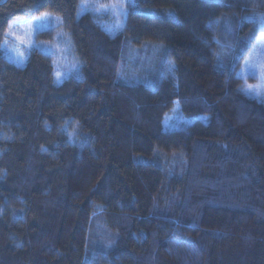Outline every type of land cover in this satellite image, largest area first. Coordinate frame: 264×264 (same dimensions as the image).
I'll return each instance as SVG.
<instances>
[{"label": "trees", "instance_id": "1", "mask_svg": "<svg viewBox=\"0 0 264 264\" xmlns=\"http://www.w3.org/2000/svg\"><path fill=\"white\" fill-rule=\"evenodd\" d=\"M133 2L109 31L81 0H0V264H264V100L237 73L264 0ZM44 12L78 65L61 82L3 48ZM176 101L191 121L167 128Z\"/></svg>", "mask_w": 264, "mask_h": 264}, {"label": "rangeland", "instance_id": "2", "mask_svg": "<svg viewBox=\"0 0 264 264\" xmlns=\"http://www.w3.org/2000/svg\"><path fill=\"white\" fill-rule=\"evenodd\" d=\"M133 4V0H81L80 13L92 11L99 16H109V19L103 22L111 31V28L115 29L123 24L128 6ZM263 15H247L242 18L245 20L263 19ZM49 30L54 31L53 40L37 38L40 32ZM12 33L15 35H11ZM3 48L7 56L21 66L26 64L30 52L34 49L53 55L58 82L77 74L78 65L73 54L71 37L60 15L44 12L34 17H19L11 23ZM237 73L245 78L246 90L252 89L251 92L255 94L258 92L259 98L264 100V35L259 39L252 54L250 53V56L243 59ZM148 86L154 87V81L149 82ZM190 121L189 117L181 114V105L176 101L173 112L167 118L165 125L167 128H177Z\"/></svg>", "mask_w": 264, "mask_h": 264}, {"label": "snow or ice", "instance_id": "3", "mask_svg": "<svg viewBox=\"0 0 264 264\" xmlns=\"http://www.w3.org/2000/svg\"><path fill=\"white\" fill-rule=\"evenodd\" d=\"M261 22H262V24H264V19H262V21H261ZM11 35H13V36H14V35H15V33H12ZM17 39H21V38H20V37H17Z\"/></svg>", "mask_w": 264, "mask_h": 264}]
</instances>
